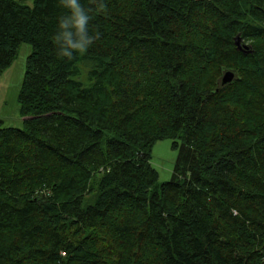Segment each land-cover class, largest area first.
<instances>
[{
  "label": "trees",
  "instance_id": "obj_1",
  "mask_svg": "<svg viewBox=\"0 0 264 264\" xmlns=\"http://www.w3.org/2000/svg\"><path fill=\"white\" fill-rule=\"evenodd\" d=\"M83 2L97 39L67 63L55 0H0V75L31 48L23 127L0 120V264H264V0Z\"/></svg>",
  "mask_w": 264,
  "mask_h": 264
},
{
  "label": "rangeland",
  "instance_id": "obj_2",
  "mask_svg": "<svg viewBox=\"0 0 264 264\" xmlns=\"http://www.w3.org/2000/svg\"><path fill=\"white\" fill-rule=\"evenodd\" d=\"M21 1L31 7L34 0ZM30 52L31 48L23 44L11 67L0 75V120L4 122V127L18 129L23 127L18 95L24 76L25 61ZM177 157L178 150L172 148V140L165 139L154 146L150 163L158 173V184L169 182L172 179Z\"/></svg>",
  "mask_w": 264,
  "mask_h": 264
},
{
  "label": "clouds",
  "instance_id": "obj_3",
  "mask_svg": "<svg viewBox=\"0 0 264 264\" xmlns=\"http://www.w3.org/2000/svg\"><path fill=\"white\" fill-rule=\"evenodd\" d=\"M60 10L56 17L53 42L58 56L67 63L84 58L97 35L93 33L91 10L83 0H55ZM103 3L99 4L102 11Z\"/></svg>",
  "mask_w": 264,
  "mask_h": 264
},
{
  "label": "water",
  "instance_id": "obj_4",
  "mask_svg": "<svg viewBox=\"0 0 264 264\" xmlns=\"http://www.w3.org/2000/svg\"><path fill=\"white\" fill-rule=\"evenodd\" d=\"M235 45H236V47H237V49L239 51H245V50H247V47L242 45L241 39L239 37H236V39H235ZM234 78H235L234 73H232V72H226L223 75L222 79H221V85L222 86H225V85L230 84L231 82H233ZM263 248H264V244H263Z\"/></svg>",
  "mask_w": 264,
  "mask_h": 264
}]
</instances>
